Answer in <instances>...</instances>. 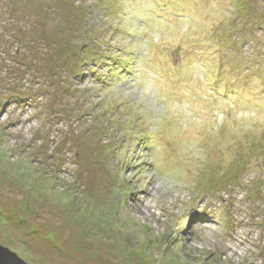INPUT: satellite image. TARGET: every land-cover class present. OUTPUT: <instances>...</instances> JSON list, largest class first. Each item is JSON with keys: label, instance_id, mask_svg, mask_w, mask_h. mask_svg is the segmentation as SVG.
Returning <instances> with one entry per match:
<instances>
[{"label": "rangeland", "instance_id": "obj_1", "mask_svg": "<svg viewBox=\"0 0 264 264\" xmlns=\"http://www.w3.org/2000/svg\"><path fill=\"white\" fill-rule=\"evenodd\" d=\"M0 244L264 264V0H0Z\"/></svg>", "mask_w": 264, "mask_h": 264}, {"label": "trees", "instance_id": "obj_2", "mask_svg": "<svg viewBox=\"0 0 264 264\" xmlns=\"http://www.w3.org/2000/svg\"><path fill=\"white\" fill-rule=\"evenodd\" d=\"M39 5H41V8H44L43 10H42V12L44 13V15H47L48 14V9L49 10H52V9H55V8H53V6L51 5L50 6V4H48V5H45V2L44 3H40L39 2ZM53 12H56L57 13V15L59 16L60 15V10H53ZM55 13V14H56ZM60 19H61V17H60ZM82 29V28H81ZM81 29H79V30H81ZM90 33V31H86L85 30V32H84V34H83V36L82 37H86V35L87 34H89ZM71 36H72V38H71V42L69 43L70 44V46H72V44H73V48H72V52L74 51L75 53H76V55H78V51L79 50H84V48H83V44H82V41L81 40H83V39H85V40H88L89 41V39L90 38H83V39H80V34L77 36V34H76V32H75V36H74V34L72 35L71 34ZM81 37V38H82ZM78 50V51H77ZM83 59H85V57L83 58ZM80 62V61H79ZM79 62H76V63H78V65H76V66H80L81 65V63L79 64ZM81 62H86V60L85 61H81Z\"/></svg>", "mask_w": 264, "mask_h": 264}, {"label": "water", "instance_id": "obj_3", "mask_svg": "<svg viewBox=\"0 0 264 264\" xmlns=\"http://www.w3.org/2000/svg\"><path fill=\"white\" fill-rule=\"evenodd\" d=\"M0 264H29L14 251L0 244Z\"/></svg>", "mask_w": 264, "mask_h": 264}]
</instances>
